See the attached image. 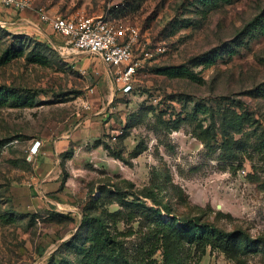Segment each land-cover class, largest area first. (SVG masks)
<instances>
[{"label":"rangeland","instance_id":"1","mask_svg":"<svg viewBox=\"0 0 264 264\" xmlns=\"http://www.w3.org/2000/svg\"><path fill=\"white\" fill-rule=\"evenodd\" d=\"M31 2L37 16L108 14L137 26L148 47L165 50L144 61L133 89L123 92L107 68V75L88 69L80 63L88 56L63 51L64 38L42 28L49 40L38 18L0 21V86L37 100L33 107L0 106V264H80L66 242L85 235L96 216L113 225L108 216L119 210L114 233L130 253L159 244L153 220L124 201L160 208L164 220L199 216L257 240L259 251L240 256L186 246L185 264H264V32L239 40L264 14V0ZM20 48L23 55L5 61ZM31 52L48 63L33 62ZM180 64L201 79L159 72ZM84 70L101 74L87 79ZM225 112L245 115L241 131L225 128ZM38 138L53 153L43 180L42 141L31 151ZM158 183L159 204L139 194ZM154 256L163 263L162 248Z\"/></svg>","mask_w":264,"mask_h":264},{"label":"trees","instance_id":"2","mask_svg":"<svg viewBox=\"0 0 264 264\" xmlns=\"http://www.w3.org/2000/svg\"><path fill=\"white\" fill-rule=\"evenodd\" d=\"M200 1L204 5L211 6L226 0ZM258 32H264V14L257 16L239 32V40H245L248 35ZM17 52L7 51L5 61L10 60L15 55H23L25 51L20 48ZM29 58L33 62L41 64L48 63L47 57L41 52H31ZM212 59L208 58V63L214 61L215 58ZM159 72L169 77H185L193 80L201 79L186 64L164 66L159 69ZM36 104L37 100L35 96L23 93L17 89L0 86V106L33 107ZM243 117L245 115L226 113L223 117L225 128H233L236 131H241ZM175 123L174 127L178 128L179 122ZM228 147L230 148V146ZM139 152L141 150L137 148L135 153L137 154ZM113 155L117 158L125 159L120 152H114ZM162 190L163 188L160 183L152 184L142 188L139 194L159 204V195ZM124 203L134 206L144 216L153 220L154 228L156 229L154 234L159 237L160 243L153 248H151L153 244H149L144 248L137 249L132 254L114 233V230H117L114 227L121 217V211L112 212L108 216L112 217L111 222L114 226L108 219H104L102 215H99L94 217V220L89 221L90 225L85 229V235H79L64 245L77 253V259H79L80 264H185L182 253L186 246H194L196 249L204 252L206 247L211 245V247L222 249L229 255L239 256L249 252L259 251L258 244L256 243L257 240L251 238L242 229L231 231L223 230L214 224L201 221L199 216L176 218L173 214L168 220H164L161 217L162 209L160 208L156 209L142 202L124 201ZM165 207L164 209L168 213H173L172 208L169 206ZM130 211H133V209ZM5 219L12 218L7 216ZM86 243L88 246H86ZM160 248L163 249V263H159L154 256ZM262 252L264 253V248H262ZM239 262L243 264L241 260Z\"/></svg>","mask_w":264,"mask_h":264},{"label":"built area","instance_id":"3","mask_svg":"<svg viewBox=\"0 0 264 264\" xmlns=\"http://www.w3.org/2000/svg\"><path fill=\"white\" fill-rule=\"evenodd\" d=\"M31 3V0H0V4L19 10L30 7ZM39 16L42 22L49 24L57 35L64 38V45H60L63 51L100 57L113 78L116 90L123 92L133 89L144 61L165 50L161 46L148 47L141 40L142 34L137 26L119 24L108 14L61 16L41 10ZM83 72L87 73L86 70ZM100 74V70H94L92 75L86 74V78ZM40 143L37 140L32 145V153L38 151Z\"/></svg>","mask_w":264,"mask_h":264},{"label":"crops","instance_id":"4","mask_svg":"<svg viewBox=\"0 0 264 264\" xmlns=\"http://www.w3.org/2000/svg\"><path fill=\"white\" fill-rule=\"evenodd\" d=\"M30 18L35 19V20H36V18H38V28L40 30H42V31L45 30L49 34H55L56 35V33L54 32V30L52 29V27L49 24H46V23L42 22L40 20L39 14L37 16V14L34 12V10L32 11V10H30L28 8L27 9H23V10H19V9H16V8H13V7H7V6H4L3 4H0V21L3 22L4 24L17 23V22H19L18 20H20V19L24 20V19H30ZM25 21H27V20H25ZM40 25L42 27H40ZM45 31H44V34L50 40L49 35H47V33ZM77 54H81V56L82 55L88 56V59L83 58V60H82L83 62H80L83 65H88V69H91V70L92 69H97V68L98 69H102V73L105 74V75H107L106 66H98L94 62V60H95V58L97 56H92V55H89V54H86V53H82V52H77ZM97 59H98L97 60L98 62L102 61L100 57H97ZM85 69H87V68H85ZM107 76H110V75H107ZM111 80L113 81V78L112 77H111ZM104 85H105V83H104ZM104 85H101V87L103 88ZM38 140H41L42 141V144H43V147H42V150H41V151H43L42 160L40 162H38V164H37L38 165V173L40 175L41 174L43 175V177L41 178V180H43L46 176H48V174L50 175V172H51V169L52 168H48V167H49V164L51 162L53 153L46 146V144L43 143L44 142V139L43 138H41V139L38 138Z\"/></svg>","mask_w":264,"mask_h":264}]
</instances>
